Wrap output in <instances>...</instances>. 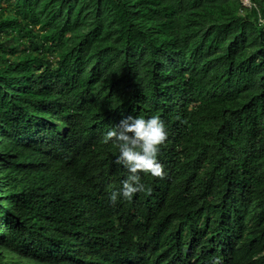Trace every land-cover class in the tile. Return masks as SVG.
<instances>
[{
    "label": "trees",
    "instance_id": "16d2710c",
    "mask_svg": "<svg viewBox=\"0 0 264 264\" xmlns=\"http://www.w3.org/2000/svg\"><path fill=\"white\" fill-rule=\"evenodd\" d=\"M249 1L0 0V264H264ZM130 115L163 120L164 174L112 202L103 133Z\"/></svg>",
    "mask_w": 264,
    "mask_h": 264
},
{
    "label": "clouds",
    "instance_id": "9594fccd",
    "mask_svg": "<svg viewBox=\"0 0 264 264\" xmlns=\"http://www.w3.org/2000/svg\"><path fill=\"white\" fill-rule=\"evenodd\" d=\"M166 137L164 122L157 115L124 117L103 133V142L117 149L114 163L128 173L120 181L119 188L111 190L110 201L116 202L118 195L131 200L133 194L150 190L142 182V173L152 177L163 176V166L157 157Z\"/></svg>",
    "mask_w": 264,
    "mask_h": 264
},
{
    "label": "built area",
    "instance_id": "2783aa9c",
    "mask_svg": "<svg viewBox=\"0 0 264 264\" xmlns=\"http://www.w3.org/2000/svg\"><path fill=\"white\" fill-rule=\"evenodd\" d=\"M241 1V4L243 7L245 8H250L251 7V4H250V1L249 0H240Z\"/></svg>",
    "mask_w": 264,
    "mask_h": 264
},
{
    "label": "rangeland",
    "instance_id": "374dc122",
    "mask_svg": "<svg viewBox=\"0 0 264 264\" xmlns=\"http://www.w3.org/2000/svg\"><path fill=\"white\" fill-rule=\"evenodd\" d=\"M1 2H3L2 5L5 6V2L4 1H1Z\"/></svg>",
    "mask_w": 264,
    "mask_h": 264
}]
</instances>
